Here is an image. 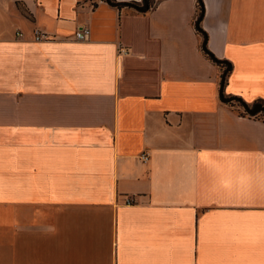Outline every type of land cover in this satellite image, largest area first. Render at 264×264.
I'll return each mask as SVG.
<instances>
[{
	"label": "crops",
	"instance_id": "obj_1",
	"mask_svg": "<svg viewBox=\"0 0 264 264\" xmlns=\"http://www.w3.org/2000/svg\"><path fill=\"white\" fill-rule=\"evenodd\" d=\"M148 1L0 0V264H264V0Z\"/></svg>",
	"mask_w": 264,
	"mask_h": 264
},
{
	"label": "water",
	"instance_id": "obj_2",
	"mask_svg": "<svg viewBox=\"0 0 264 264\" xmlns=\"http://www.w3.org/2000/svg\"><path fill=\"white\" fill-rule=\"evenodd\" d=\"M106 3L110 4V1L109 0H105ZM122 4H114L113 6L115 7H119L121 6ZM127 7L129 8H132L134 10H136L137 12H146L148 9H149V2L148 0H143V5L141 6H137V5H134V4H127L126 5ZM201 17H202V14L199 16V18L197 19V21L195 22V28L196 30H198L199 32L201 31L200 30V27H199V23L201 21ZM201 49L202 51L216 64H220V65H224L225 66V70L223 71L222 75H221V78H220V84H219V98L220 100L223 102V103H232V102H237L240 104V106L242 107L243 111L249 115V116H255L256 114L258 113H264V106L261 105V104H255L253 105L252 107H249L248 105H246L245 103H242L238 98L236 97H225L224 96V82H225V76L227 74V72L230 70V65L226 62V61H220V60H217L213 57V55L210 54V52L207 50L206 48V37L203 36V42H202V45H201Z\"/></svg>",
	"mask_w": 264,
	"mask_h": 264
},
{
	"label": "built area",
	"instance_id": "obj_3",
	"mask_svg": "<svg viewBox=\"0 0 264 264\" xmlns=\"http://www.w3.org/2000/svg\"><path fill=\"white\" fill-rule=\"evenodd\" d=\"M18 36H20V35L18 34ZM88 38H89V30L86 28H81V29L77 30L75 33V39L77 41H87ZM33 39H34V41H42L45 39V35L42 33H39L38 31H35ZM119 52L122 55L127 54L126 49H119ZM140 159L142 161H147L148 156L146 154H143L140 156ZM126 203L130 204V203H132V201L130 199H127Z\"/></svg>",
	"mask_w": 264,
	"mask_h": 264
},
{
	"label": "trees",
	"instance_id": "obj_4",
	"mask_svg": "<svg viewBox=\"0 0 264 264\" xmlns=\"http://www.w3.org/2000/svg\"><path fill=\"white\" fill-rule=\"evenodd\" d=\"M110 1V4L113 6L114 4H116L115 2H114V0H109ZM149 2V1H148ZM198 3H199V12H200V14L199 15H201L202 14V11H203V6H202V2H201V0H198ZM129 4H134V5H137V4H135V3H129ZM127 4H122L121 6H119L118 8H120V7H123V6H126ZM138 6V5H137ZM235 104L234 105H237L238 107H240V109H242V107L240 106V104L239 103H237V102H234ZM243 110V109H242ZM245 113V112H244ZM246 114V113H245ZM245 114H243V115H245ZM260 114H262V115H264V113H258V114H256L255 116H257V115H260ZM247 115V114H246Z\"/></svg>",
	"mask_w": 264,
	"mask_h": 264
},
{
	"label": "rangeland",
	"instance_id": "obj_5",
	"mask_svg": "<svg viewBox=\"0 0 264 264\" xmlns=\"http://www.w3.org/2000/svg\"><path fill=\"white\" fill-rule=\"evenodd\" d=\"M263 106H264V105H263ZM240 111H242V113L245 114L244 111H243L242 109H240ZM245 115H246V114H245ZM258 117L261 118V119H264V115H262V114H260Z\"/></svg>",
	"mask_w": 264,
	"mask_h": 264
}]
</instances>
